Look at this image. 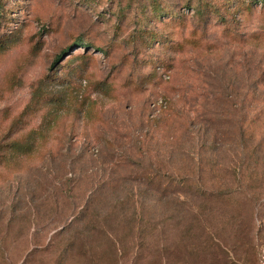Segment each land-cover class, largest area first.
I'll list each match as a JSON object with an SVG mask.
<instances>
[{
    "label": "rangeland",
    "instance_id": "rangeland-1",
    "mask_svg": "<svg viewBox=\"0 0 264 264\" xmlns=\"http://www.w3.org/2000/svg\"><path fill=\"white\" fill-rule=\"evenodd\" d=\"M0 264H264L263 2L0 0Z\"/></svg>",
    "mask_w": 264,
    "mask_h": 264
},
{
    "label": "trees",
    "instance_id": "trees-1",
    "mask_svg": "<svg viewBox=\"0 0 264 264\" xmlns=\"http://www.w3.org/2000/svg\"><path fill=\"white\" fill-rule=\"evenodd\" d=\"M255 1H260V2H263V4H264V0H249L250 5L254 4ZM155 11H157V12H155V14L157 13L155 16L159 17L160 10L158 9V10H155ZM60 56H62V55H58V57L55 58V60H54L55 64L58 62ZM8 149L11 150L12 152L16 151V152H19V153H26L27 151H29L30 147L26 146L25 144H20L19 142L12 141L8 145Z\"/></svg>",
    "mask_w": 264,
    "mask_h": 264
}]
</instances>
